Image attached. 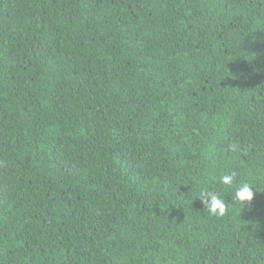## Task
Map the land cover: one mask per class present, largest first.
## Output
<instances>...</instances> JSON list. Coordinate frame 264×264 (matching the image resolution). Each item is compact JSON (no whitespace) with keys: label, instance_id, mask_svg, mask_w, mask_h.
<instances>
[{"label":"trees","instance_id":"16d2710c","mask_svg":"<svg viewBox=\"0 0 264 264\" xmlns=\"http://www.w3.org/2000/svg\"><path fill=\"white\" fill-rule=\"evenodd\" d=\"M0 264H264V0H0Z\"/></svg>","mask_w":264,"mask_h":264},{"label":"clouds","instance_id":"9594fccd","mask_svg":"<svg viewBox=\"0 0 264 264\" xmlns=\"http://www.w3.org/2000/svg\"><path fill=\"white\" fill-rule=\"evenodd\" d=\"M229 148L232 152H237L239 146L237 144H230ZM238 172L236 170H229L222 173L219 177V183L228 188H232L231 201L241 205L250 204L255 196L253 191L254 184L248 181H240L237 183ZM201 201L202 207L210 216L224 217L229 211V205L218 191L212 190L208 187H201L198 194L195 196Z\"/></svg>","mask_w":264,"mask_h":264}]
</instances>
